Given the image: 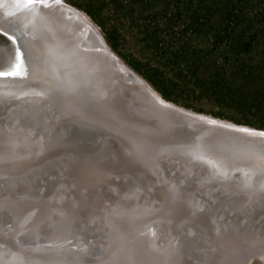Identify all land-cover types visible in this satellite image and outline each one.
<instances>
[{"label": "water", "instance_id": "1", "mask_svg": "<svg viewBox=\"0 0 264 264\" xmlns=\"http://www.w3.org/2000/svg\"><path fill=\"white\" fill-rule=\"evenodd\" d=\"M0 91V138L16 150L26 146L11 142L23 129L53 141L61 158L86 155L129 175L153 193L152 208L173 193L190 207L183 241L201 247L195 236L206 232L204 218L234 231L243 264L264 260V130L165 100L79 8L65 0H0ZM96 224L99 240L109 236L105 230L112 234L109 219ZM199 255L190 249L188 258Z\"/></svg>", "mask_w": 264, "mask_h": 264}, {"label": "rangeland", "instance_id": "2", "mask_svg": "<svg viewBox=\"0 0 264 264\" xmlns=\"http://www.w3.org/2000/svg\"><path fill=\"white\" fill-rule=\"evenodd\" d=\"M65 1L68 4H71V0ZM132 1L133 0H126L123 3L121 2L116 5L113 4L109 7L118 9V11H120L124 16V18L122 19L124 20V32L122 31L123 34H118L117 38H115V42L119 47L118 51H115L111 43H109V41L107 40V34H109V31H107L106 28L98 25L84 10L80 8L79 9L85 12L97 25V27L105 37L108 45L112 48L115 54L121 60H123V62L128 67L133 69L137 74L145 79L165 100L197 112H201L200 110L205 111L201 113L209 114L207 112L219 111L220 108H218L213 102L203 96L202 91L197 84L198 80L195 77V68H188L186 59L178 58L182 61V63L178 64L175 56L169 55L168 60L165 58L167 61H169V63L167 65L161 66L157 63H159L162 58L158 56L156 58L154 54H152L151 52L148 53L141 48L142 46H140V40L143 39V36L132 39V36H129V34L126 33V31H129L132 26L136 27L137 32L144 31V28L138 27V23L135 24L134 21L130 20L131 17H127L130 12H132V15L139 19L145 17L144 19L146 20H143L149 22L150 19L153 20L152 16L154 14L162 12V9L165 7L164 0H138L139 3H136V1L134 0V5H131ZM107 11H109L108 8L106 9V12ZM108 14L109 13H107V16ZM144 47L145 46L143 45V48ZM150 60L152 61V66L149 65ZM162 60H164V58ZM131 63H136L141 68H146V70L150 71L151 74L157 75V81L162 91L170 95L174 100L178 102L167 99L164 94L151 82H149V80L143 74H141ZM1 125L2 122L0 121V126ZM3 175V178L7 179L5 177V174ZM66 178H64L63 182L60 181L59 184L56 185V189L59 188L58 191L62 190V192L69 191V194L62 195L59 198L54 194L52 195L51 193H48L47 197L40 198V201L35 200L33 201V203H27L24 199L21 198L18 199L19 203H17L16 206L14 205L15 203H13L17 202V199L15 198L16 196L21 195L25 198L27 196L23 195L24 192L12 193V188L14 187L12 186L13 182H11L10 179H7V182L5 180H0V236L4 238H12L11 243L15 244V247L20 249L19 251H25L24 254L26 257L33 256L34 252L36 251H43V259L52 261L56 254L58 255L59 259L61 258L60 251L62 249L66 254L69 255V257H73L76 262L80 261L84 264H98L97 262L105 257L108 260L110 258L119 259L120 254L126 253L125 251L127 250V248L142 247V244L136 246V244H134V240H137V238H144V228L146 227L147 223H145V221H135V218H137V216H135V214L132 215V211L137 206L135 202L136 197L132 189L128 188L129 186L125 185L126 187L121 188V192L118 191L117 194V199L120 201L119 204H121L125 208L124 209L122 207L125 211V214L116 217L114 214L107 213L106 217L107 219H109L113 227V229H111L112 234H109L107 232L106 234H109V236H104V238L102 237L103 240H99L98 237L95 236L97 227L96 223L98 221L95 211H97L99 204H95V201H76L77 197H74L73 195L79 190L77 188L73 191L69 190L67 185L70 182ZM130 179L131 178H127L126 181L128 180L127 182L131 183ZM122 181L124 183L125 180ZM94 182L98 183L99 180L97 179V181ZM98 192H100V190H98L97 193ZM114 194H116V192L111 193V195L109 196L108 194H106L104 195L103 199L107 201L109 198L113 197L112 195ZM167 195L170 198L167 199V201H164L163 204L160 205L159 209H157L158 207L156 208V206L152 209V211H160L166 216L167 225L164 228L166 229L167 236L166 238L160 237V239L158 240V244L164 245L166 247V250L160 252V260L151 258L152 261H150L149 256H146L144 254V256H146L147 258L149 257L148 259H146V257H141V253L138 254V256H132V258H134L131 262L132 264H143V259H146L145 264H243V251L239 248V240L237 239V237H235V234H232L234 231H232L230 227H227L226 229L224 228L222 230L219 229L214 224V222L206 220L204 223V218H202V226H204L206 232H204L202 236H195V238H200L199 242L201 243V247L194 245L192 241H183V234L184 232H186L185 228L187 227V224L183 222H185V220H187L189 216L190 207L187 206V204H185L181 198H177L178 196L176 197V194L174 195L176 199H174V197L173 199L171 198V195H173V193H167ZM50 197H52L51 200H49ZM28 198L34 200L36 197ZM37 198L39 199V197ZM10 203H12L11 205H14L16 207L17 218H15L14 216H10L9 212L6 210V208L10 206ZM109 208L115 209V206L113 207L111 205V207ZM34 209H37L43 213L44 211L47 212V215L43 216L47 219L48 222L44 223H50L51 233L35 236V234L38 232V228L36 227L37 223L36 225L32 224L35 223L32 220L35 218L36 214L34 215V218L29 214H32ZM58 211L60 212V214ZM183 215H185L186 218L184 220H182ZM150 216L154 217L153 221L161 219V217L157 215V212L152 213ZM210 216L211 215L208 214L206 218L208 219V217L210 218ZM19 217H21V219ZM14 219L16 221H14ZM116 219L120 220V222L117 223ZM23 221H26V223L32 225L28 229V234L25 232V227L20 225ZM163 222L164 220H160L161 228L165 224V222ZM33 225H35V227ZM17 227L19 228V230L17 229ZM164 228L162 230H164ZM157 229L160 228L158 227ZM143 247L147 249V246L145 244ZM55 249H57L58 252H54ZM190 249H198L202 252V255H199L198 258L189 260L188 257ZM0 250H3L2 246L0 247ZM247 250V248H244L245 252ZM26 259L28 262L34 260L33 258ZM252 264H264V260L257 258L253 260Z\"/></svg>", "mask_w": 264, "mask_h": 264}, {"label": "trees", "instance_id": "3", "mask_svg": "<svg viewBox=\"0 0 264 264\" xmlns=\"http://www.w3.org/2000/svg\"><path fill=\"white\" fill-rule=\"evenodd\" d=\"M125 1L71 0L70 3L106 28L107 40L118 51L115 38L124 32V16L118 9L109 7ZM164 2L162 12L154 14L149 22L130 12L127 17L144 31L137 32L132 26L126 33L132 39L143 36L141 48L156 58H164L157 63L161 66L169 63V55H174L178 64L182 63L178 58L186 59L188 68H195L203 96L220 108L207 113L264 130V0ZM131 64L167 99L174 100L162 91L157 75ZM149 65L152 66L151 60Z\"/></svg>", "mask_w": 264, "mask_h": 264}, {"label": "bare ground", "instance_id": "4", "mask_svg": "<svg viewBox=\"0 0 264 264\" xmlns=\"http://www.w3.org/2000/svg\"><path fill=\"white\" fill-rule=\"evenodd\" d=\"M79 18H81V20H84L83 17L79 16ZM84 22H86V20ZM87 47L91 50L95 48L93 44L91 43H88ZM129 83L133 84V82L131 81ZM5 90H6L5 92L9 91V89H5ZM21 130L23 133H21L19 136H17L18 138H16L15 140L11 142H16V143L19 142V143L25 144L26 146H24L25 148L23 149V151L16 150L17 147H13L11 145L12 143H9L8 139L1 140L0 138V176H1L0 180L2 181L4 180L3 174L10 175L11 177L10 180L12 181L15 180V182L18 183L16 186H13L15 188H12V193L24 192L23 195L27 196L26 198L21 195L16 196L15 198L17 199L16 200L17 202H13L15 203L14 204L15 206L17 205V203H19L18 199H21V198L24 199L27 203L28 202L33 203V201L35 200L40 201V199H38L37 197L42 198L43 196L41 195V193L42 192L44 193L46 191L48 193H51L52 195L54 194L56 197H59V198L62 195L69 194V191L62 192V190L58 191L59 188L56 189V185L59 184L60 181L63 182L64 178L67 177L66 179L70 182L67 185L68 189L73 191L77 188L79 190L77 193L73 195L74 197H77L76 201H79V202L95 201V204H99L97 211H95L96 217L99 220H104V219L106 220L107 213L114 214L116 217H119L125 214V211H124L125 208L121 204H119L120 201L117 199L118 198L117 194H118V191L121 192V188H124L126 187L125 185H127L129 186L128 188L132 189L136 197L135 202L137 206V211L136 209L132 211V215L135 214V216H137V218H135V221L139 220V221H145V223H147L146 227L144 228L145 230L144 238L140 237L142 239L137 238V240H134L135 241L134 244H136V246L137 245L139 246V244H142V247H141L142 249L138 247L137 248L136 247L127 248V250L125 251L126 253L120 254L119 259L110 258L108 260L105 257L102 260H99L97 263L98 264H132L131 262L134 259L132 258V256H138V254L140 253L142 254L141 257L149 256L150 258L149 257L148 258L150 261H152L151 258L152 259L154 258L155 260L161 259L160 252L165 251L166 247L164 245H159L158 240L160 239V237L166 238L167 236L166 229L164 228L167 225L166 224L167 220H166L165 214L161 213L160 211L158 212L156 210L152 211L153 208L152 206H150L151 205L150 203H152L151 197L154 196L153 193H150V191L146 189V187L144 186L143 187L141 185L137 186V184L136 183L133 184V182L128 183L127 182L128 180L126 181V179L130 178L129 175H122L113 169L98 167L95 164H91L90 159L86 155L67 156V157L61 158L60 156H58L57 153H55L56 150L54 151L55 143H53V141L50 142L51 141L50 140L49 143L47 144L44 138H36L28 134L27 133L28 131H25V130L23 131V129ZM97 179L99 180V182L95 183L94 181H97ZM122 180H125L126 182L124 181L123 183ZM98 190H100V192L97 193ZM114 192H116V194L112 195L113 197L109 198L107 200L108 202L103 199L104 195L108 194L109 196L111 195V193H114ZM28 197H36V198L32 200V199H29ZM51 198L52 197H50L49 200H51ZM106 202L108 203V205H110L109 207H111V205L113 207L115 206L116 210L114 208H109L108 206H105ZM11 204L12 203H10V206L9 205L7 206H9V210L11 212H14V214L16 215L17 213L16 207ZM159 208L160 206L157 209ZM38 211L39 210L34 209L32 214L29 213L31 217L33 216V218H34V215L36 214L35 218L32 220L33 222H35L32 224L36 225L37 223L36 227L38 228V232L35 234V236L46 234L44 233L43 230L45 229L47 231L49 226H51L50 223H47V224L44 223V222H48L47 219L43 216V215H47L46 214L47 212L44 211L43 213V212H40V211L38 212ZM155 212H157V215L161 217V219L153 221L154 217L150 215ZM189 217L190 216H188L187 220H185V222L183 223H186ZM19 218L21 219V217ZM29 219H32V218H29ZM184 219H186L185 215H183L182 217V220ZM190 219L195 220L197 218H194L192 216ZM116 220H117L116 221L117 223L120 222V220L118 219ZM160 220H164L165 222L162 228L160 227ZM14 221L16 220L14 219ZM200 222L202 223L201 220ZM38 224H41V225H38ZM20 225L25 227L26 229L25 232L28 234L29 233L28 229L32 225H29L28 223H26V221H23L22 224ZM35 225L33 226L35 227ZM109 226L110 228H112L111 224H109ZM158 227L161 230L157 229ZM163 228L164 230H162ZM17 229L19 230L18 227ZM105 232L107 233V230H105L104 233ZM11 239L12 238H9V237L4 238L0 236V244L3 249V250H0V264H32V263L33 264H84L80 261L76 262V260H74L73 257H69V255L66 254L64 250L62 249L60 251L61 258L59 259L58 255L56 254L52 261L43 259L44 258L42 256L43 251H36L34 252L33 256L26 257L24 254L25 251H22V250L19 251L20 249L16 248L15 244L11 243ZM144 244L147 246V249L143 247ZM6 252H8L9 254ZM54 252H58L57 249H55ZM144 254L146 256H144ZM12 255H15V256H12ZM26 258H30V259L33 258L34 260L28 262ZM148 258L146 257V259ZM146 259H143L142 261L143 264L146 263L145 262Z\"/></svg>", "mask_w": 264, "mask_h": 264}, {"label": "snow or ice", "instance_id": "5", "mask_svg": "<svg viewBox=\"0 0 264 264\" xmlns=\"http://www.w3.org/2000/svg\"><path fill=\"white\" fill-rule=\"evenodd\" d=\"M23 7H26L27 5L26 4H22ZM17 59L19 60L20 59V54L17 53ZM15 67L18 69L19 68V64H16ZM6 75H18L19 72L18 71H10L8 73H5Z\"/></svg>", "mask_w": 264, "mask_h": 264}]
</instances>
